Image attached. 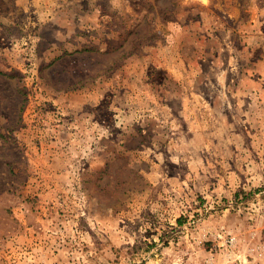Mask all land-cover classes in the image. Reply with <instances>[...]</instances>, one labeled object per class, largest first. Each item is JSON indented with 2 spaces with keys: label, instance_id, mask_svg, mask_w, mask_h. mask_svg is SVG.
Instances as JSON below:
<instances>
[{
  "label": "rangeland",
  "instance_id": "374dc122",
  "mask_svg": "<svg viewBox=\"0 0 264 264\" xmlns=\"http://www.w3.org/2000/svg\"><path fill=\"white\" fill-rule=\"evenodd\" d=\"M0 264H264V0H0Z\"/></svg>",
  "mask_w": 264,
  "mask_h": 264
}]
</instances>
